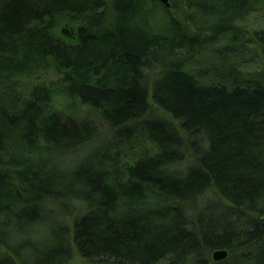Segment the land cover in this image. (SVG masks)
I'll use <instances>...</instances> for the list:
<instances>
[{
    "label": "trees",
    "instance_id": "trees-1",
    "mask_svg": "<svg viewBox=\"0 0 264 264\" xmlns=\"http://www.w3.org/2000/svg\"><path fill=\"white\" fill-rule=\"evenodd\" d=\"M169 4L0 0V264H264V0Z\"/></svg>",
    "mask_w": 264,
    "mask_h": 264
},
{
    "label": "water",
    "instance_id": "water-1",
    "mask_svg": "<svg viewBox=\"0 0 264 264\" xmlns=\"http://www.w3.org/2000/svg\"><path fill=\"white\" fill-rule=\"evenodd\" d=\"M161 3L166 5L168 8L170 7L169 0H159ZM262 224L264 227V217L262 218ZM228 257V253L226 251H217L213 254V259L215 262H222Z\"/></svg>",
    "mask_w": 264,
    "mask_h": 264
},
{
    "label": "rangeland",
    "instance_id": "rangeland-1",
    "mask_svg": "<svg viewBox=\"0 0 264 264\" xmlns=\"http://www.w3.org/2000/svg\"><path fill=\"white\" fill-rule=\"evenodd\" d=\"M71 264H82V262L79 259L75 258V260Z\"/></svg>",
    "mask_w": 264,
    "mask_h": 264
}]
</instances>
